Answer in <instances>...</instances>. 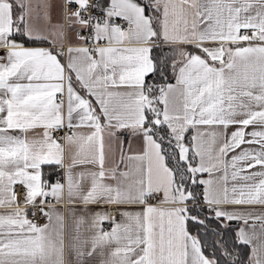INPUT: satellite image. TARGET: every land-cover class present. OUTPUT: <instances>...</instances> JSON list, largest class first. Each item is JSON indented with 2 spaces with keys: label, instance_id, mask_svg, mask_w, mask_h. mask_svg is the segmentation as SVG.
<instances>
[{
  "label": "snow or ice",
  "instance_id": "6c2138e0",
  "mask_svg": "<svg viewBox=\"0 0 264 264\" xmlns=\"http://www.w3.org/2000/svg\"><path fill=\"white\" fill-rule=\"evenodd\" d=\"M0 209V264H264V0H0Z\"/></svg>",
  "mask_w": 264,
  "mask_h": 264
},
{
  "label": "crops",
  "instance_id": "0c3cea01",
  "mask_svg": "<svg viewBox=\"0 0 264 264\" xmlns=\"http://www.w3.org/2000/svg\"><path fill=\"white\" fill-rule=\"evenodd\" d=\"M26 46H36V45H29V44L26 43ZM44 46H48V45H44ZM48 168H49L48 169V172H50V171H52V172L53 171L58 172L57 174H60V176H61V178H60L61 179V182H63V179H62V177H63V170L62 169H58V168H55V167H48ZM57 174H53V176H52V178H50V180H55L56 179L55 177H56ZM204 178H207V175L206 174H205ZM200 187H201V193H202L203 186H200ZM201 200H202V198H201ZM37 202H39V201H37ZM55 203H56V201L54 199H52L51 197H49L48 200H47V204L45 205V208H47L48 205L55 204ZM57 207L61 211H64V209L67 207V200L65 199L64 204L58 205ZM29 209H30V207H29ZM0 211H6V209H0ZM46 222H47V220H45L43 222H40V223L43 224V223H46ZM239 226H240V223H238V225L236 226V228H238ZM73 229H74L73 220L65 212V242H66V244L68 242L69 237L73 233Z\"/></svg>",
  "mask_w": 264,
  "mask_h": 264
},
{
  "label": "trees",
  "instance_id": "16d2710c",
  "mask_svg": "<svg viewBox=\"0 0 264 264\" xmlns=\"http://www.w3.org/2000/svg\"><path fill=\"white\" fill-rule=\"evenodd\" d=\"M165 51L167 52L168 51V49H167V46H165ZM154 54H158V53H155L154 52ZM149 79H151V77H149ZM48 167H46L45 168V171L46 172H48ZM49 173H51V175L49 176V179L50 178H52V176H53V174H57L58 172H56V171H50ZM201 189V187L199 186V187H196V192L199 194V190ZM230 225H231V229H236V226L238 225V222H236V221H232V222H230ZM210 227L214 230L215 229V223L213 222L211 225H210ZM229 230L228 231V240H231L232 239V236H233V232H232V230ZM205 239H206V241L210 244L211 242H212V239H213V235H209V234H206L205 235Z\"/></svg>",
  "mask_w": 264,
  "mask_h": 264
},
{
  "label": "built area",
  "instance_id": "2783aa9c",
  "mask_svg": "<svg viewBox=\"0 0 264 264\" xmlns=\"http://www.w3.org/2000/svg\"><path fill=\"white\" fill-rule=\"evenodd\" d=\"M55 178L56 179H60L61 178L60 174H57ZM200 193H201V189L199 190V194ZM201 202H203V201L201 200ZM37 205H39V202H37ZM29 207H30V209H29V218L30 219H33L37 223H40V222H43V221L47 220V217L43 216L40 213L39 206H37L35 209L31 208V206H29ZM33 211L35 212V216L32 215Z\"/></svg>",
  "mask_w": 264,
  "mask_h": 264
}]
</instances>
